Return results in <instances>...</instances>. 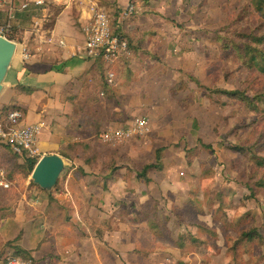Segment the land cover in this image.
<instances>
[{"label": "rangeland", "instance_id": "obj_1", "mask_svg": "<svg viewBox=\"0 0 264 264\" xmlns=\"http://www.w3.org/2000/svg\"><path fill=\"white\" fill-rule=\"evenodd\" d=\"M31 12L42 11L27 13L34 36ZM139 14L152 29L123 61L127 75L108 90L94 86V131L70 140L57 191L70 193L72 174L85 198L83 179L110 173L111 206L131 214L127 222L156 224L164 264H264V61L255 58L264 51V0H140ZM138 118L150 124L146 136L102 140ZM152 162L160 168L139 176Z\"/></svg>", "mask_w": 264, "mask_h": 264}, {"label": "crops", "instance_id": "obj_2", "mask_svg": "<svg viewBox=\"0 0 264 264\" xmlns=\"http://www.w3.org/2000/svg\"><path fill=\"white\" fill-rule=\"evenodd\" d=\"M23 1L6 0L0 7V20H7L12 3L19 8ZM101 2L109 3L112 8H123L129 0ZM34 7L36 5L32 3V9ZM39 9L42 14L31 12L37 26L34 36H29L32 31L27 26L29 10L16 13L14 26L25 31L21 32L22 40H12L17 49L3 80L0 113L11 104L22 107L24 123L40 127L38 146L43 152L42 157L58 154L65 158L64 151L70 140H79V134L94 131L92 92L99 83L95 70L97 63L74 55L76 48L84 43L79 25L83 29L86 5L76 1L68 6ZM48 20L51 25L45 26ZM131 25L134 35L146 34L152 29L148 19L140 14ZM60 41H64L65 46ZM124 75L127 74H120V78ZM118 109L112 111L113 116H117ZM101 117L105 124V114ZM27 158L15 156L0 147V171L5 168L6 179L11 182L9 188L0 185V264H6L10 256L16 255V247L30 251L33 264H48L47 257L51 253L58 256L54 264L165 263L159 252L157 233L152 227L155 224L150 220L127 222L124 218L130 219L131 214L126 217L125 211L118 210L119 206H111L113 192L106 188L103 179L102 184L95 180H100L104 174H92L83 179L86 195L78 199L73 188L77 180L72 174L65 181L71 196L65 191H57L58 181L53 190L48 191L35 184L33 172L28 174L25 169L17 168ZM77 183L81 185V182ZM51 194L60 204L50 202ZM67 203H72L69 218L60 206ZM143 229H149V237H142Z\"/></svg>", "mask_w": 264, "mask_h": 264}, {"label": "built area", "instance_id": "obj_3", "mask_svg": "<svg viewBox=\"0 0 264 264\" xmlns=\"http://www.w3.org/2000/svg\"><path fill=\"white\" fill-rule=\"evenodd\" d=\"M78 1L86 5L87 17L83 25L85 33L84 43L78 46L74 55L104 64L108 70L106 80L108 85L117 83L116 65L124 57L132 56L128 39L124 35L125 24L135 15L140 0H129L123 8L109 9L101 0H25L19 8L11 4L8 8L7 20H0V36L7 35L14 28V20L18 10H27L32 3L36 6L66 5ZM6 0H0V7ZM65 46L64 41H60ZM28 56V55H26ZM150 132V124L146 118H138L127 127H114L104 131L101 138L108 143H121L133 137H144ZM40 127L35 124L24 123L22 110H11L7 117L0 118V144L10 146L15 153L29 158H41L43 152L38 146ZM0 185L9 188L11 182L6 179L4 170L0 171ZM6 264H32L19 255L10 256Z\"/></svg>", "mask_w": 264, "mask_h": 264}, {"label": "trees", "instance_id": "obj_4", "mask_svg": "<svg viewBox=\"0 0 264 264\" xmlns=\"http://www.w3.org/2000/svg\"><path fill=\"white\" fill-rule=\"evenodd\" d=\"M44 7H48L49 8V5H46V6H36L33 9H35V10L38 11V10H40L39 8H44ZM33 9H32V5H31L30 8L27 9V11L28 10L30 11V10H33ZM137 13H138V10L135 13V15L125 24V27H124V35L128 39L129 44H130V48H131L132 51H134L133 48H132V46H135L136 49L137 48H140V44H141L142 40L145 39L144 36L141 35V34L140 35H137V34L134 35L135 32L132 29L134 26L131 25V24L136 21V19H137L136 18ZM17 28H18L17 26H14V28L12 29V31L7 35L9 39H11V40H17V41L22 40V37L19 36V33L17 31ZM79 29H80V31H81V33L83 35V40H85V38H86L85 37V33H84V31H83V29H82V27L80 25H79ZM257 51L258 52L255 54L256 55L255 58H258V59L260 58L261 60L264 61V51L263 50H260V49L257 50ZM128 58L129 57L122 58L120 60V62L116 65L115 71L117 73V79H120V74H122L124 72L122 70V64H124L123 61L124 60H127ZM95 70H97V77H98V81H99V86L102 87V91L108 90L107 89L108 83H107V80H106V73H107L108 68L104 64H102V63H97L95 65ZM257 71H259V72H261V73L264 74V63L259 68H257ZM108 88H110V87H108ZM224 91L226 93L232 95V96L239 97L242 100H250V99L251 100H254V98H252L250 96V94L247 93V91H242V90H234V91L224 90ZM263 95H264V93L262 94V96ZM14 109L22 110L23 113H25V110L22 107L18 106L17 104H11V105L6 106V107H4L2 109V112L0 113V118L1 119L6 118L7 115H8V113L11 110H14ZM204 146L207 147V148H212V146L209 145V144H205ZM0 147L7 149L10 153H12L15 156H18V154L15 153L13 151V149L10 146H8V145L0 144ZM160 159H161V150H158V152H157V160L160 161ZM38 161H39V158H36V157L35 158H29L28 157L27 160H26V162L24 164H18L17 165V168L19 170H21V171L23 169H25V171L28 174H31L33 172V170L35 169V166L38 163ZM158 168H160V165L158 164V162L148 163V164H146L144 166V168L140 172L139 176H142V177H144L146 179L147 173L150 170H152V169H158ZM3 170L5 171L6 177L8 178V172H7V170L5 168ZM102 174H104V175H103V178H101V179H103L105 182L107 180H109V181L112 180L113 181V180L116 179L110 173L108 174L106 172L105 173L103 172ZM58 184H59V182H58ZM58 184H57V187H58ZM56 189H58V188H56ZM49 199H50V202L51 203L52 202H58V200L52 194L49 195ZM58 204H60V203L58 202ZM60 206H62L64 209L66 208V207H64L65 204H61ZM151 223L152 224H155L153 222H151ZM152 227H153V229H155V232H156V230H157L156 224L155 225H152ZM245 235L246 236H249L250 234L249 233H245ZM15 254L23 257L27 261H31L32 264L34 263L33 262L34 261V258L31 255V252L28 251V250H25V249H23L21 247H16L15 248ZM57 259H58V256L55 255L54 253H51L47 257L48 264H54Z\"/></svg>", "mask_w": 264, "mask_h": 264}, {"label": "water", "instance_id": "obj_5", "mask_svg": "<svg viewBox=\"0 0 264 264\" xmlns=\"http://www.w3.org/2000/svg\"><path fill=\"white\" fill-rule=\"evenodd\" d=\"M16 42L0 36V93L3 80L13 56L16 53ZM67 171L65 160L58 154H46L37 163L33 171V181L42 188L51 191L56 186L58 179Z\"/></svg>", "mask_w": 264, "mask_h": 264}]
</instances>
